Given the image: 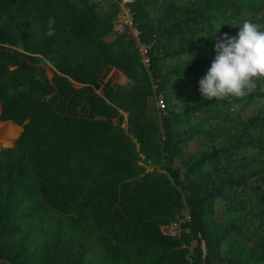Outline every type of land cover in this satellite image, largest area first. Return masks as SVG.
Listing matches in <instances>:
<instances>
[{
	"label": "trees",
	"instance_id": "1",
	"mask_svg": "<svg viewBox=\"0 0 264 264\" xmlns=\"http://www.w3.org/2000/svg\"><path fill=\"white\" fill-rule=\"evenodd\" d=\"M128 7L149 68L112 32L116 0H0V123L22 128L0 148V259L264 264V80L231 102L199 91L264 0Z\"/></svg>",
	"mask_w": 264,
	"mask_h": 264
},
{
	"label": "clouds",
	"instance_id": "2",
	"mask_svg": "<svg viewBox=\"0 0 264 264\" xmlns=\"http://www.w3.org/2000/svg\"><path fill=\"white\" fill-rule=\"evenodd\" d=\"M214 51L210 69L199 81L203 100L231 102L248 96L258 80H264V25L244 21L237 35L225 34L216 42Z\"/></svg>",
	"mask_w": 264,
	"mask_h": 264
},
{
	"label": "built area",
	"instance_id": "3",
	"mask_svg": "<svg viewBox=\"0 0 264 264\" xmlns=\"http://www.w3.org/2000/svg\"><path fill=\"white\" fill-rule=\"evenodd\" d=\"M101 1V0H93ZM118 2V19L113 23L112 32L117 36H123L126 39H131L134 42L135 48L137 49L141 62L145 68L150 66V45L144 43L140 36V31L134 22L133 14L128 7V3L131 0H116ZM154 105L158 111H162L165 108V101L161 97L154 98ZM190 222V216L188 213L183 215L181 220H174L168 225H162L160 232L162 235L167 237H178L182 232V224Z\"/></svg>",
	"mask_w": 264,
	"mask_h": 264
},
{
	"label": "rangeland",
	"instance_id": "4",
	"mask_svg": "<svg viewBox=\"0 0 264 264\" xmlns=\"http://www.w3.org/2000/svg\"><path fill=\"white\" fill-rule=\"evenodd\" d=\"M113 123L117 124L118 120L114 119ZM7 124H10V123H0V130H5L6 128L7 132H10L8 133L7 139L4 142L0 141V148H8L12 146L13 142L18 138V136L21 133V129L20 130L18 129L20 127L13 125V124H10V125H7ZM122 124L125 125V121H123Z\"/></svg>",
	"mask_w": 264,
	"mask_h": 264
},
{
	"label": "flooded vegetation",
	"instance_id": "5",
	"mask_svg": "<svg viewBox=\"0 0 264 264\" xmlns=\"http://www.w3.org/2000/svg\"><path fill=\"white\" fill-rule=\"evenodd\" d=\"M0 264H10L8 261H5L3 259H0Z\"/></svg>",
	"mask_w": 264,
	"mask_h": 264
},
{
	"label": "crops",
	"instance_id": "6",
	"mask_svg": "<svg viewBox=\"0 0 264 264\" xmlns=\"http://www.w3.org/2000/svg\"><path fill=\"white\" fill-rule=\"evenodd\" d=\"M131 1H132V0H131ZM131 1H130V2H131ZM117 19H118V16H117ZM124 116H126V115L124 114ZM18 127H19V126H18ZM20 129H21V131H22V128H21V127H20Z\"/></svg>",
	"mask_w": 264,
	"mask_h": 264
},
{
	"label": "water",
	"instance_id": "7",
	"mask_svg": "<svg viewBox=\"0 0 264 264\" xmlns=\"http://www.w3.org/2000/svg\"><path fill=\"white\" fill-rule=\"evenodd\" d=\"M11 147V146H10Z\"/></svg>",
	"mask_w": 264,
	"mask_h": 264
}]
</instances>
